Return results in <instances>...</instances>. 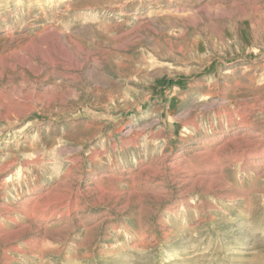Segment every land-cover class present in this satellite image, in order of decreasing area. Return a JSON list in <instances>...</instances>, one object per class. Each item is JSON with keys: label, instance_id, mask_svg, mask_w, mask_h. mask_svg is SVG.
Masks as SVG:
<instances>
[{"label": "rangeland", "instance_id": "obj_1", "mask_svg": "<svg viewBox=\"0 0 264 264\" xmlns=\"http://www.w3.org/2000/svg\"><path fill=\"white\" fill-rule=\"evenodd\" d=\"M0 264H264V0H0Z\"/></svg>", "mask_w": 264, "mask_h": 264}]
</instances>
